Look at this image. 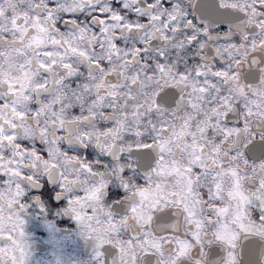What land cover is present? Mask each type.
<instances>
[{"label":"snow or ice","instance_id":"obj_1","mask_svg":"<svg viewBox=\"0 0 264 264\" xmlns=\"http://www.w3.org/2000/svg\"><path fill=\"white\" fill-rule=\"evenodd\" d=\"M47 184L98 264H264V0H0V264Z\"/></svg>","mask_w":264,"mask_h":264},{"label":"flooded vegetation","instance_id":"obj_2","mask_svg":"<svg viewBox=\"0 0 264 264\" xmlns=\"http://www.w3.org/2000/svg\"><path fill=\"white\" fill-rule=\"evenodd\" d=\"M52 188L47 184L41 189L45 192L43 211L33 209L22 217L28 246L24 264H98L95 241L60 211V201L49 200Z\"/></svg>","mask_w":264,"mask_h":264}]
</instances>
